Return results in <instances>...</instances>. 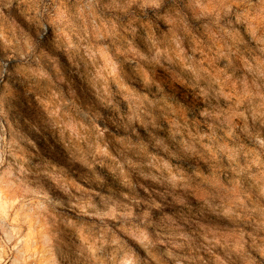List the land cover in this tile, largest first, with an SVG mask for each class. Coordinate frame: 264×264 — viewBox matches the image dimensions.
I'll return each instance as SVG.
<instances>
[{
	"label": "clouds",
	"instance_id": "clouds-1",
	"mask_svg": "<svg viewBox=\"0 0 264 264\" xmlns=\"http://www.w3.org/2000/svg\"><path fill=\"white\" fill-rule=\"evenodd\" d=\"M0 264H264V0H0Z\"/></svg>",
	"mask_w": 264,
	"mask_h": 264
}]
</instances>
